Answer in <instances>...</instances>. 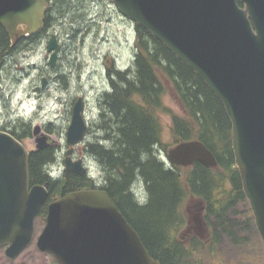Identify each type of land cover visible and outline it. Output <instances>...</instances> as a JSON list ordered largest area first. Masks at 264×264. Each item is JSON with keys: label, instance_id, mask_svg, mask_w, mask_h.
I'll list each match as a JSON object with an SVG mask.
<instances>
[{"label": "water", "instance_id": "1", "mask_svg": "<svg viewBox=\"0 0 264 264\" xmlns=\"http://www.w3.org/2000/svg\"><path fill=\"white\" fill-rule=\"evenodd\" d=\"M119 12L144 27L196 71L223 103L232 123V147L243 191L264 247V0H112ZM47 0H0V24L12 46L44 25ZM55 68L61 45L53 34L46 46ZM46 85V79L42 81ZM84 98L73 106L66 131L65 172L86 174L74 148L89 133ZM36 151L48 145L40 125ZM171 164L201 163L216 168L217 159L200 141L168 151ZM30 152L14 135L0 131V248L16 259L35 239V221L48 201L47 184L31 185ZM50 202L37 249L57 264H160L140 235L104 190H80ZM197 223H202L199 215ZM200 224V225H201Z\"/></svg>", "mask_w": 264, "mask_h": 264}, {"label": "trees", "instance_id": "2", "mask_svg": "<svg viewBox=\"0 0 264 264\" xmlns=\"http://www.w3.org/2000/svg\"><path fill=\"white\" fill-rule=\"evenodd\" d=\"M77 1L50 0L41 30L22 38L16 47H12L10 36L0 24V71L8 59L16 58L19 46L39 44L61 18L76 19L81 10L76 7ZM134 25L132 66L125 71L108 69L111 91L99 101L100 128L109 139L103 138L102 144H88L90 154L104 168L103 182L71 172L52 177L48 166L56 162L54 149L35 151L29 165L31 185L47 184L50 192L37 220L45 224L48 205L58 198L64 180V194L101 189L140 235L153 259L160 264H193L196 251L216 253L222 234L234 245H242L240 231L250 226L249 219L242 221L237 214L238 204L251 208L235 164L232 123L223 103L201 76L151 32ZM167 84L184 111L182 117L173 116L175 144L202 142L215 155L216 168L201 163L180 167L157 157L156 146L161 145L162 134L158 113L170 112L163 106ZM10 133L21 140L27 132ZM139 185L144 194L141 201L133 190ZM189 200L204 205V221L211 235L208 242L195 236L184 242L178 234L188 223L184 205Z\"/></svg>", "mask_w": 264, "mask_h": 264}, {"label": "rangeland", "instance_id": "3", "mask_svg": "<svg viewBox=\"0 0 264 264\" xmlns=\"http://www.w3.org/2000/svg\"><path fill=\"white\" fill-rule=\"evenodd\" d=\"M76 7L81 8L80 15L75 16L78 21L74 17H60L61 20L53 27L61 45L55 68L49 65L47 37L39 44L21 45L16 58L8 59L2 67L0 131L27 132L24 143L29 149H33V137L28 134L33 131L34 125H40L46 134L51 135L56 155L54 169L57 176L61 175L65 169L64 160L68 150L66 131L69 120L66 113L71 98L80 93L86 99L85 110L91 131L86 140L75 147V160L87 162L90 167L88 174L99 177L103 170L100 163L87 153L88 144L98 143L104 135L100 128L102 123L99 117V101L106 92L111 91L108 69L114 67L125 71L132 66L135 55V23L119 12L112 0H78ZM81 15L83 16L80 17ZM50 75L56 77V80L49 79L43 86L41 78H50ZM168 86L169 84L163 97V106L170 112L158 113L162 134L161 145L158 147L161 153H157L159 159L167 163L168 150L176 146L172 133L173 116L184 115L173 89ZM134 190L139 194L137 197L144 200L143 187L139 186ZM198 202L189 200L185 203L184 211L187 216L188 207ZM237 209L242 221L250 220V228L240 231V238L244 237L242 245H234L222 234L221 245L217 246L216 253L207 250L196 251L193 264H264V248L255 227L252 211L245 204H238ZM193 210L196 213V209L191 207V212ZM187 219L189 220V216ZM200 224L193 220L187 223L178 232L180 238L189 242L191 237L195 236L208 242L211 238L210 230L204 223ZM35 225V239L32 245L16 259L7 258L5 248H1L0 264H52V257L41 254L36 248V239L45 224L37 220ZM190 225L192 229L199 228L196 233L186 234Z\"/></svg>", "mask_w": 264, "mask_h": 264}, {"label": "flooded vegetation", "instance_id": "4", "mask_svg": "<svg viewBox=\"0 0 264 264\" xmlns=\"http://www.w3.org/2000/svg\"><path fill=\"white\" fill-rule=\"evenodd\" d=\"M49 2H50V0H49ZM50 7H51V5H50ZM53 29V28H52ZM53 31V30H52ZM51 32V31H50ZM49 32V33H50ZM48 33V34H49ZM47 34V35H48ZM45 39V38H44ZM20 47V46H19ZM60 53H61V50H60V52H59V55H60ZM47 57H49V55H47ZM46 79V83L49 81V79L50 80H56V77H52L51 75H50V78H48V77H42L41 79H42V81H43V79ZM80 96H82L80 93H79V95H77L76 97H73V98H71V101H70V105H69V110L67 111V113H66V116H67V119L69 120V123H70V120H71V116H72V110H73V106L75 105V103H76V101L78 100V98L80 97ZM83 97V96H82ZM84 98V105H85V109H86V99H85V97H83ZM85 111V118H86V120H87V123H88V125H89V133H88V135H87V137L89 136V134H90V131H91V125H90V122L88 121V118H87V116H86V110H84ZM100 114L101 113H99V117H100ZM7 129V128H6ZM29 130V129H28ZM34 130H35V125H34V127H33V131L32 132H30V131H28V135H31L30 137L32 138V141H33V149H29L26 145V147L28 148V150H29V152H30V159H31V155L32 154H34L35 153V135H34ZM5 131V130H4ZM7 131V130H6ZM9 132H12V131H9ZM22 132H20V131H18V134H21ZM23 134V133H22ZM24 137H27V136H25L24 135ZM103 138L105 139L106 137H105V135H102L101 136V140H103ZM24 138L22 137V139H21V142H23L24 143V140H23ZM106 139H109V138H106ZM100 140V141H101ZM104 141V140H103ZM48 145H47V147H51V148H53V142H52V139H51V135H49V139H48ZM25 144V143H24ZM100 144H102V141H101V143ZM158 147L159 146H156V152L157 153H161V151L158 149ZM44 148H46V147H44ZM44 148H42V149H44ZM39 151V150H38ZM87 153L90 155V156H92L91 154H90V149H88L87 150ZM75 148H74V151H73V155H72V158H73V160L75 161ZM157 156H158V154H157ZM92 157H94V156H92ZM98 162H99V160L96 158V157H94ZM158 158H159V156H158ZM83 161V160H82ZM100 163V162H99ZM83 164H84V166L86 167V169H87V171H86V174H84V175H86V176H90L91 177V175L90 174H88V169H90V167L87 165V162H84L83 161ZM29 165H30V161H29ZM100 165H101V163H100ZM101 167H102V165H101ZM104 168L102 167V170H103ZM101 178V180H102V182H103V175L101 174V176H99V177H97L96 179H100ZM97 187H99V186H97ZM63 195H65L64 193H63ZM191 207H193V208H195L196 210V213H194V210H193V212H191ZM197 212H200L199 211V204H197V205H194V204H192V205H190L189 206V208H188V215L190 216V221L189 222H191L192 220L193 221H195V215L197 216L198 214H197ZM197 223V222H196ZM205 226V225H204ZM206 228H207V226H206ZM194 229V230H193ZM191 228V225L188 227V230H187V232H186V234H191V233H196V230H198L199 228L198 227H195V228ZM193 231H195V232H193Z\"/></svg>", "mask_w": 264, "mask_h": 264}, {"label": "bare ground", "instance_id": "5", "mask_svg": "<svg viewBox=\"0 0 264 264\" xmlns=\"http://www.w3.org/2000/svg\"><path fill=\"white\" fill-rule=\"evenodd\" d=\"M6 132H8V131H6ZM100 139V138H99ZM101 141H103V140H101ZM45 147H47V146H45ZM35 150H36V147H35ZM155 153V152H154ZM158 157V156H157ZM134 190V189H133ZM137 195H139V194H137ZM142 198V197H141ZM141 201V200H140Z\"/></svg>", "mask_w": 264, "mask_h": 264}]
</instances>
